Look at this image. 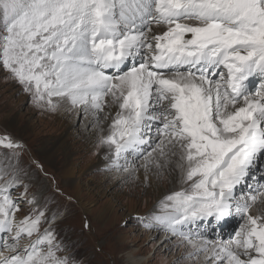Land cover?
Segmentation results:
<instances>
[{
  "label": "snow or ice",
  "instance_id": "obj_1",
  "mask_svg": "<svg viewBox=\"0 0 264 264\" xmlns=\"http://www.w3.org/2000/svg\"><path fill=\"white\" fill-rule=\"evenodd\" d=\"M0 67L52 110L70 102L99 121L115 105L100 143L117 168L122 153L140 155L143 145H153L146 171L179 154L188 187L167 195L152 219L191 246L187 258L264 264V192L234 195L264 154V0H0ZM0 145L20 147L7 136ZM14 179L0 176V264H74L57 255L51 226L41 230L44 211L16 219ZM233 211L244 223L228 241L181 230L199 220L219 225Z\"/></svg>",
  "mask_w": 264,
  "mask_h": 264
},
{
  "label": "rangeland",
  "instance_id": "obj_2",
  "mask_svg": "<svg viewBox=\"0 0 264 264\" xmlns=\"http://www.w3.org/2000/svg\"><path fill=\"white\" fill-rule=\"evenodd\" d=\"M140 59L137 56L135 60L123 65L122 69L126 67L127 70L131 63H138ZM112 69H105V72ZM222 69L223 66L216 71ZM259 82V76L250 77L247 81L249 90L255 91ZM56 109L53 111L45 105L37 104L33 94L0 67V136L10 137L20 145L13 149L0 145V176L5 179L15 178L9 194L19 207L16 219L35 215L32 212L34 208L44 211L47 221H42L41 230L51 226L56 242L62 249L57 255H68L74 264H131L127 259L128 253L135 258H144L142 264H204L203 253L187 258L186 254L192 251L191 246L182 242L181 237L166 231L163 226H155L152 219L162 214L160 202L167 195L188 187L187 183H182L180 189H171L172 170L169 165L174 155L170 156L168 165L163 169L149 166L150 173H154L159 184H166L167 192L162 197L154 199L156 188L150 186L149 181L137 179L132 174L104 189L100 183L108 180L105 173L110 175L109 170L114 165L106 169L91 167L97 163L95 153L99 150H88L82 142H77L72 145L70 158H66L61 149L51 157L44 154V146L49 147L53 137L67 131V128L63 130L57 120ZM11 121L15 127H12ZM150 135L152 140L156 139V126H152ZM100 140L98 138L95 144ZM152 146H141L144 151L140 155L134 156L131 150L122 153L119 164L125 167V160L129 162L128 165L136 163L152 150ZM69 160L74 163V178L81 181L80 186L75 187L67 182ZM132 182L135 184L131 185ZM262 185L264 154L249 169L247 178L235 187L234 195L245 197L247 193L255 194L258 187L264 189ZM115 193L118 198L114 197ZM33 199L35 202L29 203ZM243 223L241 215L233 211L219 225L213 221V226L206 228L207 221L199 220L195 225L182 226L181 230L204 231L209 241H228ZM26 242V239L21 241Z\"/></svg>",
  "mask_w": 264,
  "mask_h": 264
},
{
  "label": "bare ground",
  "instance_id": "obj_3",
  "mask_svg": "<svg viewBox=\"0 0 264 264\" xmlns=\"http://www.w3.org/2000/svg\"><path fill=\"white\" fill-rule=\"evenodd\" d=\"M152 27L155 29L157 26L153 25ZM186 38H190V34H189V37H186ZM125 69L126 67L123 68V70ZM116 71L117 70L113 68L110 72H106V73L111 75L115 73ZM223 71L226 72L227 70L223 69ZM213 79H219V77L213 76ZM117 111L118 109L116 108L115 105H113L111 108L106 106L104 112L100 114L101 119L97 121V118L92 115V112L89 111L86 114L83 111L82 106L73 107L70 102H60V104H58V108L56 109L55 113L57 116V120L59 121L63 130H66L67 128V131L61 134L60 136L53 137L49 147L44 146L43 148L44 154L51 157L56 154L57 150L61 149L65 152L67 156L66 158H70V155L73 152L72 145L74 146L77 144V142H82L84 147H88V150H91V149L99 150L98 153H95L96 154L95 158L97 159V163L92 164L91 167L97 166V167L106 169L109 165H113L112 159L114 158V151L111 150L107 145H103L100 142L96 145L95 142L98 141V138L100 140V137H102L103 135H107L109 133L110 128H111V122H112L109 117L114 118ZM157 122L158 121L151 122L152 126H157L156 125ZM11 125L12 127L16 126L15 124H13L12 121H11ZM71 141H73L74 143H71ZM178 155L179 154L177 153V155L173 156L172 163H171L172 165L171 164H170L171 166L169 165L170 167L169 169L172 170L171 189L173 190H178L182 186L181 169L180 167L177 166ZM135 159H138V158L136 157ZM134 163L135 162L131 163L130 165H126L128 167V171H125L124 166L119 167V168L114 166L112 169L109 170L111 171L110 175L105 173V177L108 180H105L102 183H100V186L106 189L107 186L111 187L116 181H119L120 179L128 177L130 176V174H132L137 179H143L144 181H149L150 186H152L153 188L154 187L156 188L154 190L155 191L154 199L156 197H162L167 192V189L165 188L166 184H164L163 182L162 185H160L158 180L154 178L153 176L154 173L153 175L150 173L151 169L149 167L147 171L145 170L143 166L145 163V157L143 159H140L139 161L137 160L135 164ZM73 165L74 163H72V161L69 160L68 169L66 171V176H67V182H69L70 184H73L76 187V186L81 185V181L79 179L74 178L75 168L72 167ZM257 173L256 175H258ZM120 176L121 178H118ZM109 178H112L113 180H110ZM116 178H118V180ZM254 178L257 179V176L255 177L254 175ZM134 184L135 183L133 182L131 183V185H134ZM146 189H148V187ZM258 192H264V189H260L258 187L255 194H258ZM250 195H252V193H247L245 194V197H248ZM114 197L118 198L119 196L117 195V193H115ZM257 207H259V202L252 209V212L254 214L256 213ZM86 210L88 211L87 208ZM192 224L195 225V223H192ZM127 259L131 264H142L143 261L145 260L144 258H135L134 256H132L131 253L127 254Z\"/></svg>",
  "mask_w": 264,
  "mask_h": 264
}]
</instances>
